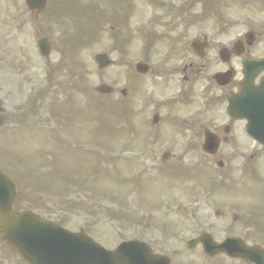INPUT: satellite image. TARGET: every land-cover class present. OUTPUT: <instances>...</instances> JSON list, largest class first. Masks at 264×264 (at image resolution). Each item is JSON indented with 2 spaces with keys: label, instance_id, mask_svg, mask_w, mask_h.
<instances>
[{
  "label": "rangeland",
  "instance_id": "rangeland-1",
  "mask_svg": "<svg viewBox=\"0 0 264 264\" xmlns=\"http://www.w3.org/2000/svg\"><path fill=\"white\" fill-rule=\"evenodd\" d=\"M60 1L58 7L57 0L50 1L39 25L33 24L30 18L27 37L17 44L19 51L23 48L28 52L25 60L30 71L27 94L36 105V115L29 118V126H16L15 135L20 136L12 150L14 155L19 151L18 156L27 153V206L39 215H116L117 230L111 224L105 228L109 237L115 238V233L119 237L124 233L132 235V227L122 215L133 218L138 215L142 224L146 215H187L189 226H195L201 221V204V211L209 215H203V221L209 224L213 215L212 200L201 191L199 199L197 171L192 170L190 175L185 174L187 178L178 179L161 170V156L169 151V146L175 143L180 150L187 140L151 145L152 140L146 135L152 131L151 112L144 110L148 97L137 94V99L134 92L144 81L137 77L133 59L126 58L133 54L118 52L108 35L111 22L100 25L87 22L86 10L91 6L86 1L78 0L73 4L78 11L71 24L68 23L71 18L62 17L58 11L71 9L69 5L67 9L61 6L65 1L72 4L74 0ZM20 3L7 0V5H14L18 12ZM0 12L6 16L5 22L0 18V26L3 29L7 25L0 33V41L10 29L12 36L19 39L20 31L11 28L12 20L7 18L1 5ZM50 12H54L53 16ZM41 37H47L52 44L49 61L38 51L37 41ZM134 45L130 47L138 50L139 46ZM102 52L109 54L114 64L100 71L94 56ZM101 84L112 87L114 94H97L95 88ZM145 86L141 91H145L144 94ZM123 89L128 92L125 97L121 95ZM13 110L24 112L23 108ZM139 125L144 134L139 133ZM127 150L136 157L126 160L122 153ZM187 159L188 163H194L198 156L192 154ZM79 172L75 180L73 176Z\"/></svg>",
  "mask_w": 264,
  "mask_h": 264
},
{
  "label": "flooded vegetation",
  "instance_id": "flooded-vegetation-1",
  "mask_svg": "<svg viewBox=\"0 0 264 264\" xmlns=\"http://www.w3.org/2000/svg\"><path fill=\"white\" fill-rule=\"evenodd\" d=\"M18 1L20 12L14 5L8 6L7 0H0L7 18L12 20L11 28L20 31L19 39L12 36L10 29L0 41V139L7 140L18 132L16 124L27 127L29 118L36 115V105L27 94L28 52L23 48L19 51L17 44L27 37L29 17L39 21L44 16L29 11L26 0ZM102 8L104 21H115L118 36L125 35V42L136 43L138 56L150 63L145 77L151 91L148 100L156 130L153 134L202 138L206 131H211L222 145L214 157L207 156L204 165L212 160L217 167L216 178L222 176L225 180L223 188L220 181H215V194L223 195L227 201H234L236 195L253 199L257 196L256 201H262L264 147H252L245 132L246 122L231 118L221 102L237 91L243 61L264 58V0H102ZM2 13L0 18L5 22ZM1 30L0 26V33ZM227 73L235 77V82L222 85L216 81L218 75ZM15 108H23L24 114ZM163 126L165 130L161 131ZM238 207L241 205L235 202L229 212L217 211L215 215H264L261 211H232ZM39 216L64 227L72 225L62 215ZM180 225L149 233L151 250L165 259L161 264H254L225 255L210 258L205 254V246L220 244L227 238L238 240L229 248L245 245L256 255H264V221L227 228ZM206 233L210 237L200 243V237ZM4 250L0 247V256L11 258L12 254Z\"/></svg>",
  "mask_w": 264,
  "mask_h": 264
},
{
  "label": "water",
  "instance_id": "water-1",
  "mask_svg": "<svg viewBox=\"0 0 264 264\" xmlns=\"http://www.w3.org/2000/svg\"><path fill=\"white\" fill-rule=\"evenodd\" d=\"M46 3V0H28V4L29 7L31 9L34 8H44ZM97 61L100 63V67H104L106 65H108V60L105 56H99L97 57ZM100 92H109L110 90L105 87L102 86L98 89ZM242 92H245V87L243 86L242 88ZM250 100L246 97V94H243V96L241 97V99L237 100V102L235 103L238 108H242L244 109L246 107V104H249ZM261 100L259 102H257L258 104H260ZM255 104L257 107H260L258 104ZM234 107V105H233ZM9 187V183L6 182V179L3 177V175L0 174V200H5L6 196H4V189L6 190ZM3 193V194H2ZM9 206V205H8ZM0 214L1 215H11L9 209H7L6 211L2 208V202L0 201ZM21 215H27L26 217H24L25 220H27L29 222V224H32V222H37L34 219H36L34 216H32L33 214L30 213H26V214H21ZM23 218H19L16 221H22ZM15 222V221H14ZM14 222L12 223L11 226H9L7 228V232H5L6 234V241L9 243L10 247H17L19 250L22 251V245H24L23 241L27 240L29 237H32L31 231L25 227V229L21 226L18 225V227L14 228ZM35 236H38L37 234H35ZM26 244V243H25ZM23 248H27L26 245L23 246ZM28 250V249H26ZM28 253L30 255V259H32L33 261L36 260V256L35 253L37 252V250H28ZM116 257L118 258V256L114 253L108 254L105 263L106 264H113L112 260L115 259ZM120 257V255H119Z\"/></svg>",
  "mask_w": 264,
  "mask_h": 264
}]
</instances>
